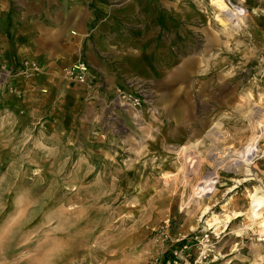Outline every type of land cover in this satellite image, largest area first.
Wrapping results in <instances>:
<instances>
[{
  "label": "rangeland",
  "instance_id": "obj_1",
  "mask_svg": "<svg viewBox=\"0 0 264 264\" xmlns=\"http://www.w3.org/2000/svg\"><path fill=\"white\" fill-rule=\"evenodd\" d=\"M224 1L239 5V26L198 0L205 20L173 44L176 65L123 78L144 89L139 108L116 89L81 103L18 94L0 51V264H152L182 241L197 253L205 232L213 247L236 233L264 244V223L244 213L247 190L264 184V0ZM83 5L0 0V30L11 41L19 22ZM234 212L209 229L213 213L222 223Z\"/></svg>",
  "mask_w": 264,
  "mask_h": 264
},
{
  "label": "crops",
  "instance_id": "obj_2",
  "mask_svg": "<svg viewBox=\"0 0 264 264\" xmlns=\"http://www.w3.org/2000/svg\"><path fill=\"white\" fill-rule=\"evenodd\" d=\"M197 2L90 0V6L59 12L60 8L46 22H19L11 30V41L0 30V51L11 56L15 71L12 84L18 94L32 89L34 93L45 92L49 98L64 96L81 103L94 95L112 94L128 75L146 79L165 76L176 65L173 44L205 20ZM79 60L88 64V85L71 84L61 76L62 68ZM25 62L29 64L26 70ZM33 64L40 65L41 74L29 73ZM180 64L183 70L190 69L186 58ZM223 238L202 264H264V244L245 242L237 233ZM195 256L192 252L191 259Z\"/></svg>",
  "mask_w": 264,
  "mask_h": 264
},
{
  "label": "built area",
  "instance_id": "obj_3",
  "mask_svg": "<svg viewBox=\"0 0 264 264\" xmlns=\"http://www.w3.org/2000/svg\"><path fill=\"white\" fill-rule=\"evenodd\" d=\"M24 68L29 65L24 63ZM33 70L38 68L35 65L31 67ZM88 64L84 60H79L71 66L64 67L61 70L62 78L71 84L78 85H88L90 84V77L88 75ZM131 87L134 83L127 82ZM118 103L120 105L130 106L132 108H139L145 103V93L141 85H138L133 90H125L123 88H117L116 90ZM215 238H219L218 234L214 233ZM262 240H259L264 243V235ZM199 251H197L194 259H191L192 256V246L185 241H182L181 244L177 245L170 249L168 255L162 259H155L152 264H202L207 258L208 253L213 248V242L211 235L208 232H205L203 236L199 239L196 237ZM217 240V239H216ZM184 259V260H183Z\"/></svg>",
  "mask_w": 264,
  "mask_h": 264
},
{
  "label": "bare ground",
  "instance_id": "obj_4",
  "mask_svg": "<svg viewBox=\"0 0 264 264\" xmlns=\"http://www.w3.org/2000/svg\"><path fill=\"white\" fill-rule=\"evenodd\" d=\"M210 1L212 4H214L215 8L218 9L219 15H221L227 23L231 24L232 27L239 26L240 23H242V17L240 13L242 10L240 9L239 5L228 6L227 2H225L224 0H210ZM254 150H255L254 147L251 148V150L248 152L249 156L247 155L248 157L246 156L243 161L250 163L251 157L254 156L255 154ZM247 192H248L249 203L247 210H245L246 212H244L247 220L249 221V223H256V224L264 223V184L260 185L259 187L255 186L253 187V189L247 190ZM207 210L208 208L206 207L203 212L205 213ZM239 215H241L240 212L227 214L225 216L226 219H224L225 221L221 223L222 220H220L219 216L213 213L210 218L211 222H209V218H208L206 223L209 229L211 228H214V230L219 229L220 232H222L225 230L226 224L229 223L231 219H233L234 217L236 216L239 217ZM221 227H223V229ZM216 234H218V232H216Z\"/></svg>",
  "mask_w": 264,
  "mask_h": 264
}]
</instances>
